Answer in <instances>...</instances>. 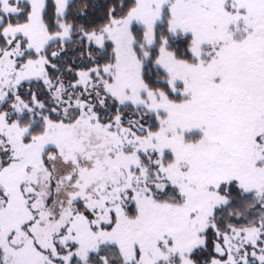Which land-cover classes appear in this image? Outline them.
<instances>
[{"label": "snow or ice", "instance_id": "6c2138e0", "mask_svg": "<svg viewBox=\"0 0 264 264\" xmlns=\"http://www.w3.org/2000/svg\"><path fill=\"white\" fill-rule=\"evenodd\" d=\"M0 264H264V0H0Z\"/></svg>", "mask_w": 264, "mask_h": 264}, {"label": "trees", "instance_id": "16d2710c", "mask_svg": "<svg viewBox=\"0 0 264 264\" xmlns=\"http://www.w3.org/2000/svg\"><path fill=\"white\" fill-rule=\"evenodd\" d=\"M97 3H103L104 0H96Z\"/></svg>", "mask_w": 264, "mask_h": 264}]
</instances>
